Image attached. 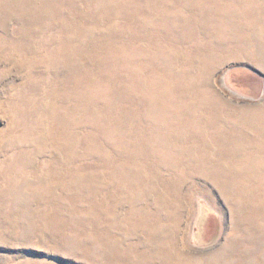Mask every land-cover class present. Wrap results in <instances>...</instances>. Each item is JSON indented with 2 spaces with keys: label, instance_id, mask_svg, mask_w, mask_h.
<instances>
[{
  "label": "rangeland",
  "instance_id": "obj_1",
  "mask_svg": "<svg viewBox=\"0 0 264 264\" xmlns=\"http://www.w3.org/2000/svg\"><path fill=\"white\" fill-rule=\"evenodd\" d=\"M0 264H264V0H0Z\"/></svg>",
  "mask_w": 264,
  "mask_h": 264
}]
</instances>
